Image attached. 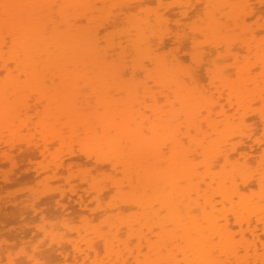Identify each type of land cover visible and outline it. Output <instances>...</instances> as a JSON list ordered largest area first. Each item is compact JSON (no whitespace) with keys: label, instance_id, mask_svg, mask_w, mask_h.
<instances>
[{"label":"bare ground","instance_id":"bare-ground-1","mask_svg":"<svg viewBox=\"0 0 264 264\" xmlns=\"http://www.w3.org/2000/svg\"><path fill=\"white\" fill-rule=\"evenodd\" d=\"M253 2L0 0V158H10L21 146L17 149L28 151L30 163L20 156L13 164L4 162L25 167L34 163L30 151L35 149L38 160L46 159L33 164L38 168L30 167L36 176L37 169L55 170L50 172L55 175L58 168L76 167L74 156L81 146L88 153L79 156L95 161L100 172L103 165L114 172L97 180L66 171L78 181L80 188L70 187L69 193L81 203L79 208L65 202L67 192H57L63 193L57 196L61 200L64 195L63 204L55 201V186L62 185L57 181L63 177L51 176L56 184L49 187V175L39 176L45 188L29 190L33 198L28 201L34 199L30 206L38 193L49 203L54 199L49 210H58L64 220L65 229L51 226L49 210L43 212L45 205L36 200L51 224L42 231L43 223H35L39 232L45 237L52 230L51 236L72 233L62 245L59 234L55 239L49 235L62 248L55 247L58 258L67 264H264V22L259 18L264 0ZM171 15L178 18L173 29ZM190 15L196 19H189L191 25ZM110 25L121 28L116 33L114 27L115 34ZM167 34L180 45L192 42L190 59L196 70L168 54L173 43L167 46ZM203 74L211 92L201 84ZM34 112L39 120L31 119ZM50 160L55 169L49 171ZM11 174L5 176L15 180ZM87 194L89 199L108 196L109 201L99 199L107 208L104 213L97 200L88 206ZM117 201L127 204L129 214ZM28 204L21 207L31 209ZM21 210L18 219L32 217ZM94 212L108 214L101 223L103 217L97 215L98 226L92 224ZM70 215L82 217L84 226L77 224L82 233ZM22 220L17 221H30ZM40 252L42 248L38 258ZM35 255L26 257L29 263L42 264Z\"/></svg>","mask_w":264,"mask_h":264},{"label":"rangeland","instance_id":"rangeland-1","mask_svg":"<svg viewBox=\"0 0 264 264\" xmlns=\"http://www.w3.org/2000/svg\"><path fill=\"white\" fill-rule=\"evenodd\" d=\"M252 2H253V0H251ZM156 5V4H155ZM252 6L253 7H255L256 6V4H255V2H253V4H252ZM261 6L262 5H260V7L259 8H261ZM262 10V12H260L261 14V16L259 17L261 20V22L263 23L264 21V19H263V14H264V7L261 9ZM176 12H178V11H176ZM191 13H192V11H191ZM172 16L174 17V18H172ZM194 15H190L189 16V18H187L188 19V22L187 21H183V24L184 23H188V24H190V21H189V19H191V20H193V19H195L194 17H193ZM171 20H170V22L172 23H170V25H169V27H171L172 29L174 28V26H173V23H175V22H173L175 19H178L176 16H174V15H171ZM186 19V20H187ZM196 20V19H195ZM250 23H251V21H249ZM187 23H186V25H187ZM191 23H193V21H191ZM191 25V24H190ZM188 26V25H187ZM111 25L109 26V28L111 29ZM115 27V31H116V33L117 32H119L118 30H119V28H121V26H114ZM114 27L112 28V29H114ZM118 28V29H117ZM103 29V28H102ZM107 29V28H106ZM111 29V32L113 31ZM261 30H262V28H261ZM264 30V29H263ZM102 30L100 29V32H101ZM108 31V30H107ZM115 31H113L112 33H115ZM104 32H105V30H104ZM103 33V32H102ZM101 33V34H102ZM107 33H109V32H106L105 33V35L107 34ZM115 33V34H116ZM190 32L188 31V34H189ZM261 33H263V31L262 32H260V34ZM100 34V36H102ZM260 34H259V38L260 39H263V35H261L260 36ZM104 35V36H105ZM108 35V34H107ZM106 35V36H107ZM109 35H110V33H109ZM112 35V34H111ZM114 35V34H113ZM168 36H167V38H166V36H165V41L167 42V46H169V45H171V43H173V45H171L169 48L167 47V52L169 51V55H171L170 53H173L172 55H174L175 54V56L176 57H178L179 58V60L180 61H182V63H184V65L187 67V68H190V69H193V70H196L195 69V66L192 64V61H191V59H190V52L189 51H191L192 52V50H193V45L191 46L190 44H192V42L190 43L189 41V43L187 44L186 42L181 46L180 45V43H176L174 40H172V37L170 38V35L169 34H167ZM171 36H172V34H171ZM170 40V42H169V40ZM168 40V41H167ZM174 41V42H173ZM169 42V43H168ZM179 45L181 46V47H179ZM171 48V49H170ZM180 48V49H179ZM171 50V52H170V50ZM166 50V49H165ZM208 51V50H207ZM118 52H121V50L119 49V51ZM209 52V51H208ZM210 57V56H209ZM129 71V70H128ZM201 72H204V69H202V71ZM129 73V72H128ZM198 73V72H197ZM131 74V73H130ZM129 74V75H130ZM143 79H145V77L142 75L141 76ZM129 78H130V76H129ZM128 78V79H129ZM201 84H202V86H203V88L206 90V91H208V92H211V89H212V86H211V84H210V80L208 79V78H206L205 77V75L203 74V78L201 79ZM33 97H31L30 99H32ZM32 101H34V100H32ZM32 101H29L30 103L32 102ZM28 102V104L30 105L29 107H33V106H31V104ZM165 102V101H164ZM33 104H35L34 102H32ZM30 108V109H31ZM33 109V108H32ZM30 111V110H29ZM31 112V111H30ZM229 113H230V110L228 111ZM232 113V112H231ZM21 114H23V113H21ZM31 115L33 116V118L31 117V119L33 120V119H36V120H39V119H37V117H35L36 115H35V112H34V114L33 113H31ZM252 117V116H251ZM255 117V116H254ZM254 117H252V118H254ZM31 120V121H32ZM35 120V121H36ZM252 120V119H251ZM254 120V119H253ZM37 122V121H36ZM33 123V122H32ZM35 124V123H34ZM258 130L259 129H261V127L259 128V126H258V128H257ZM262 130V129H261ZM261 130H259V132L261 131ZM26 131V135L28 134L27 133V130H25ZM30 132V131H29ZM39 132H40V130H39ZM31 133H33V132H30L29 133V135H31ZM261 133L262 132H260L259 134L261 135ZM77 146V145H76ZM73 146H71V149H73L72 148ZM74 147H75V145H74ZM80 147V151L78 152V155L76 154H73L74 153V151H76L75 149H74V151L73 150H70L71 152H72V154H73V156L75 157V163H77L76 164V167H72V169L71 170H68V169H65V167L64 168H58V169H56V176H58L59 178H57L56 179V177H54L55 175H53L54 173H55V168L51 165L52 164V161L50 160L49 161V164L51 165V166H49V167H51V168H49V171L50 170H54V172H51V173H53L52 175H51V173L50 172H48V173H46L45 171H43L42 172V170H38L37 169V171L39 172V175H38V177L39 176H44V178H46V176L47 175H49V181H50V185H49V187L50 186H53V185H55L56 184V182L55 181H53V182H55V184L52 182V180H54V179H56V180H61L62 178L61 177H63L65 180H66V178H69V179H71L70 181H69V183H68V181L66 180V182L67 183H65V181H64V179H62L61 181H57V183H61L62 185H58L57 186V184H56V186H55V190H56V188H59L58 189V191H56V194H58V195H56L55 197L57 198V200H56V198H55V201L57 202V201H59L60 199V193H66V196H64V195H62V197L63 198H68V199H66L65 200V202L67 201V204H71L72 202L73 203H75L74 204V206L76 207V205H78V208L79 207H82V205H81V203L80 202H78V201H74L75 199H76V197L74 196V195H70V193H69V189H70V187L72 188V187H75V186H77L78 188H80L79 187V184H78V181H76V180H74L75 178H73L72 176H70V175H66V174H68L69 173V171H71L73 174H76V175H78V173H79V175L81 176V177H87V179H89V176L90 177H92V178H97V176H99L100 178V180H104V178L106 177H104L103 175H104V173L105 174H107L108 175V173L109 174H111V175H114V174H112V173H114L113 171H110L109 170V168H107L108 166L107 165H103V166H101V168L102 167H105V169H103L104 171H102L101 170V172H100V167H98V164H96L95 163V161H89L87 158H85V156H83V155H85V152H87L88 153V151H86V150H83V151H85V152H82V148H81V146H79ZM4 148V147H3ZM17 148H22L21 146H19V147H17ZM17 148H15L14 149V152L12 153V152H10V154H11V157H12V159H11V157L9 158H7V157H5V158H3V161H2V159L0 158V162L2 163L3 162V164L5 165V163L6 162H8L9 160V162L10 163H12L11 161H13V159L15 158V157H17L18 159H20L21 160V158H23V160L25 159V161H24V163L26 162H28V161H26V155L27 156H30L27 152V150L25 149V148H23V149H21L20 151H23V152H20ZM75 148H78V147H75ZM5 149V148H4ZM49 149H50V151L49 152H51L52 153V151H51V149L52 148H50L49 147ZM18 150V151H17ZM26 152H25V151ZM34 151H35V149H33ZM33 150L32 151H30V152H32L31 154H33V155H31V157H30V159L32 160L33 158H35V161H34V163H31L30 165L28 164L27 166L26 165H24L25 167H23L22 165L21 166H19L18 168H13V167H17V164L14 166V165H12L13 163H14V161H13V163L12 164H6V165H8L9 167H11V168H9L8 166L6 167V165H5V169L4 170H2L4 167V165L2 164V165H0L1 167V173H0V200L2 201H0V208H1V213L3 212V210H5L4 212H5V214H8V217L6 216L5 217V214H1L0 213V254H1V256H0V260H4L3 262L4 263H6V264H17V262H18V264H22V263H24V264H31V263H29V260H28V258H26V257H31V256H34L35 254L36 255H38L37 253H38V251H41V248H42V252H40L41 253V257L42 258H40V256H39V262L40 263H42V264H58V263H60V264H65L64 262H66V260L64 261V258H63V260L62 259H60V258H58L56 255V253L58 252V250L55 248V247H58L59 249L61 248V247H59V246H56L57 244H53V240H51V239H48V237H49V235H50V238H53V239H55L54 237H56V235H58V237H56V238H58V239H60V240H58V239H56V240H58V242L61 244V242H62V240H64V238L67 240V238L69 237V236H64L63 234H61L60 235V233H58V234H56L55 236L53 235V236H51V234H53V230L52 229H54L55 230V228H53V227H50V228H52V229H49L48 228V231L49 230H52L51 231V234L49 233V234H47L48 236H46L45 237V235L43 234L44 232H42V231H44V229H42L43 227L46 229L47 227H49L48 225H51V224H48L49 222H47L48 220H47V218L48 219H50L51 221H52V225L51 226H56V228L58 229V228H64V227H61L62 225H63V222H64V220H62V219H60L59 217L60 216H58L59 214H58V212H56V211H58V210H56V209H53V207H55V206H53V204L55 203L53 200L54 199H51V201H50V203H49V201H48V199L46 198V200L45 199H42L43 197L42 196H40V194L38 195V194H36L37 195V199H35V201L36 200H38V201H40L41 203H43V204H41V207H42V205H45V207L43 206V208H45L44 209V211L43 212H45V210H46V212L49 210V207H51V206H53L52 208H50V210H49V212L48 213H46V216H47V218L44 216V215H41L43 212H42V210L40 209V211L38 210V208H41L40 207V205H39V203L37 204V205H34L36 202L34 201L33 202V205L36 207H34L33 205H31L30 206V204H28V203H31L32 204V201L34 200H32V201H28V199L30 198L31 199V197H32V195H30L29 197H28V195H29V190H30V192H34V190L35 189H40L42 186L40 185V178L41 177H37L36 176V169L35 170H33L34 169V167L36 168H38V165L37 166H34V165H36V163L37 162H41V160L44 162L45 160L44 159H42L41 158V156H40V159L38 160V157H39V153L37 154V152H36V155H35V153L33 152ZM79 150V149H78ZM77 150V151H78ZM1 151V150H0ZM3 151V150H2ZM9 151V150H8ZM7 151V152H8ZM11 151V150H10ZM16 151V152H15ZM25 152V153H24ZM3 152H0V155L2 154ZM14 153H16V154H14ZM18 153V154H17ZM80 153H83V155L81 156H79V154ZM20 154H22V155H20ZM18 155V156H17ZM24 155V156H23ZM37 155H38V157H37ZM21 158H20V157ZM16 158V159H17ZM4 160L6 161V162H4ZM8 160V161H7ZM15 160V159H14ZM22 160V161H23ZM28 160V159H27ZM38 160V161H37ZM16 162H18V160H15ZM21 161V162H22ZM33 161V160H32ZM20 162V161H19ZM21 162L19 163V164H21ZM39 162V164H42V163H40ZM23 163V162H22ZM25 163V164H26ZM28 163H30V162H28ZM46 163V162H45ZM34 164V165H33ZM44 164V163H43ZM12 165V166H11ZM34 166V167H33ZM26 167H28V168H26ZM33 168V169H31V168ZM40 167V166H39ZM46 167V164L44 165V166H42L41 167V169H43V168H45ZM29 168L31 169L30 171L31 172H29V171H27L26 169H28L29 170ZM26 170L24 173V175H22L23 173L21 172V171H23V170ZM40 169V168H39ZM43 170H45V169H43ZM13 171V172H12ZM15 171V172H14ZM66 171H68V173L66 172ZM5 172V173H4ZM36 172V173H35ZM97 172H99V173H97ZM10 173H12L11 175H10V177L11 176H13V174L16 176V177H14L15 178V180L13 179H11L10 180V178H9V176H7V175H9ZM19 175H18V174ZM22 173V174H21ZM40 173H42V175L40 174ZM5 174H7L6 176L8 177V179H6L5 177ZM17 174V175H16ZM29 174V175H28ZM38 174V173H37ZM71 174V173H70ZM100 174V175H99ZM102 174V175H101ZM2 175H3V177L5 178H2ZM34 175V176H33ZM76 176V177H79L80 178V176ZM89 175V176H88ZM21 176V177H20ZM24 176V177H23ZM28 176V177H27ZM51 176H53V179L51 180L50 178H51ZM109 176V175H108ZM19 177V178H18ZM32 177H34V178H32ZM74 177H75V175H74ZM12 178V177H11ZM27 178V179H26ZM39 180H38V179ZM43 178V177H42ZM16 179H17V181H16ZM21 179V180H20ZM24 179H26V180H24ZM32 179V180H31ZM98 178H97V180H99ZM12 181V182H10V181ZM43 180V181H42ZM41 181H42V183L44 184L45 182V179H42ZM7 181V182H6ZM14 181V182H13ZM16 182V183H15ZM51 182L53 183V185L51 184ZM64 182V183H63ZM77 182V183H76ZM70 183H73L72 185L70 184ZM103 183H105V184H108V181L106 180V181H104ZM15 184V185H14ZM67 184H68V187H66L67 186ZM40 185V186H39ZM45 185V184H44ZM63 185L65 186L64 188H63V190H60V186H62L63 187ZM104 185V184H103ZM105 186H107V185H105ZM38 187V188H37ZM45 188V186L44 187H42L41 189L43 190ZM50 190L52 189V188H49ZM53 189H54V187H53ZM81 189H82V187H81ZM108 189V188H107ZM110 189V188H109ZM253 189H254V187H253ZM65 190V191H64ZM36 191H38V190H36ZM59 191H62V192H60V193H57V192H59ZM54 193H55V191H54ZM62 193V194H63ZM64 193V194H65ZM79 193H81L82 194V192L80 191H78V194ZM28 194V195H27ZM31 194V193H30ZM35 194V193H34ZM43 194V193H42ZM90 194V193H89ZM89 194H87V198H85L84 196H83V198H85L84 199V201L86 202H90L89 203V205L88 206H94V204H95V202L94 201H96L97 200V203L99 202V204H101V206H103L105 203L102 201H100L101 199H102V197L104 196H100L101 197V199L100 198H98L97 199V196H96V198H90L89 199ZM107 194V193H106ZM109 194V193H108ZM52 195H53V193H52ZM91 196H92V194H90ZM34 196V195H33ZM54 196V195H53ZM57 196H59V198L57 197ZM69 196L71 197V196H73V201L72 200H70V198H69ZM61 197V200L63 199ZM94 197H95V195H94ZM104 197H105V200H104ZM103 197V200L104 201H107L108 200V196H104ZM113 197V193H110V201L109 202H111L112 203V199L114 198H112ZM13 198V199H12ZM33 198V197H32ZM35 198V197H34ZM53 198V197H52ZM72 198V197H71ZM112 198V199H111ZM29 199V200H30ZM90 201H89V200ZM100 199V200H99ZM107 199V200H106ZM16 200V201H15ZM60 200V201H61ZM64 200V199H63ZM62 200V201H63ZM68 200H70V201H68ZM116 200V199H115ZM4 201H7V204L9 203V205H6V206H3L4 205ZM28 201V202H27ZM44 201H46V202H44ZM59 201V202H60ZM61 201V203L63 204V202ZM94 202V204H93V202ZM4 202V203H3ZM12 202V203H11ZM54 202V203H53ZM69 202H71V203H69ZM86 202V203H87ZM116 202V201H115ZM115 202H114V204H115ZM28 204L29 205V208H31V209H24V208H22L21 207V204L23 205V204ZM73 203H72V205H73ZM117 203H119L120 205H117V207H121V209H122V211L123 212H125V213H128L129 212V210H128V206H127V208H126V205L127 204H125V203H120L119 201H117ZM65 204V206H69V205H67L66 203H64ZM46 205H47V207H46ZM55 205V204H54ZM96 205V204H95ZM7 206H8V208H7ZM27 206V205H26ZM105 206V205H104ZM37 210V212L36 213H40V212H42V213H40L39 215H35L34 213V211L32 210V209H34V208ZM38 207V208H37ZM3 208V209H2ZM22 210H21V209ZM47 208V209H46ZM92 208V207H91ZM34 209V210H35ZM53 209V210H52ZM81 210H82V208H80ZM93 209V208H92ZM105 209H107L106 208V206L103 208H101L100 210H101V212L102 213H104V210ZM19 210H21V214H22V212H24V210H26L27 211V214L25 213V214H22V215H28V213H30L31 214V216L32 217H30V216H27V217H29V218H27V217H25V219L27 218V219H29V220H24V218L22 217V216H20L21 218V220L23 219L24 220V223H26L27 221H29V223L27 224H22V222H18L17 220H19L20 221V219H18L19 218ZM79 210V209H78ZM127 210H128V212H127ZM97 211V210H96ZM99 211V210H98ZM113 211V210H112ZM112 211H110L109 213L110 214H113L115 211H117V210H115L113 213H111ZM101 212H98L99 214H97L98 216L100 215V217H101V215L102 214H100ZM130 212H131V210H130ZM49 213H51V214H49ZM116 213V212H115ZM114 213V214H115ZM20 214V215H21ZM34 215V217H33V215ZM45 214V213H44ZM92 214V213H91ZM93 214H95V216H92V220L94 221V223H92L93 225L95 224V226H98V225H96V224H98V223H101L103 220H104V217L106 218V216L108 215H102V217H103V219L102 220H99L100 222H96V220H98L99 218H97L98 216L96 215V212H94ZM92 214V215H93ZM129 214V213H128ZM89 216H90V213L88 214ZM89 216H87L88 217V219H90L89 218ZM39 217V218H38ZM49 217H51V218H49ZM54 217L56 218V219H54ZM74 215H70L69 216V219H70V221L71 220H73V219H77L76 221H77V223H75L76 221L74 220V225H75V228H81V224L80 223H82V222H80V221H82L81 220V218H79L78 219V216L76 215L74 218ZM58 218V219H57ZM68 218V217H67ZM66 218V220L67 221H69V219H67ZM72 218V219H71ZM94 218V219H93ZM17 219V220H16ZM38 219H40V220H38ZM59 219L61 220V222L59 221ZM22 220V221H23ZM35 220H36V222H35ZM49 220V221H50ZM80 220V221H79ZM91 220V219H90ZM89 220V221H90ZM26 221V222H25ZM32 221H33V225H31L32 224ZM39 221V222H38ZM63 221V222H62ZM78 221L80 222L79 224V226L77 225L78 224ZM31 222V223H30ZM40 222H41V224L43 223V225H40V228L42 229V231H40L39 232V230L37 229L39 226H37L36 227V224L35 223H37V225L38 224H40ZM73 222V221H72ZM71 222V223H72ZM96 222V223H95ZM51 223V222H50ZM65 223H67V222H65ZM71 223H69L68 224V226L71 224ZM90 223H91V221H90ZM35 224V225H34ZM45 224V225H44ZM73 224V223H72ZM83 224V223H82ZM24 225V226H23ZM26 225V226H25ZM27 225H31V226H29V227H31V230H30V228L27 226ZM74 225H72L73 227H74ZM20 226H22V227H20ZM34 226V227H33ZM77 226V227H76ZM83 226H84V224H83ZM82 226V227H83ZM71 227V226H70ZM72 228V227H71ZM71 228H69L68 230H70L69 232H71ZM78 228V229H79ZM65 229V228H64ZM60 230H62V233H63V229H60ZM74 230V229H73ZM83 231V229H79V231L82 233V231ZM28 231V232H27ZM46 231V230H45ZM65 231V230H64ZM30 232V233H29ZM50 232V231H49ZM55 233H56V231H54ZM60 232V231H59ZM66 232V231H65ZM73 232H75V231H73ZM46 233V232H45ZM68 235H70V237H71V234L70 233H67ZM75 236H77L76 235V233H73ZM74 236V237H75ZM69 237V238H70ZM73 237V236H72ZM247 237H249L248 235H247ZM79 240H80V237H79ZM79 240L77 241V240H75V241H77V242H79ZM65 243H67L66 241H64ZM64 244V243H63ZM59 245V244H58ZM62 245V244H61ZM65 246H66V244H64ZM62 246L63 248L65 247V246ZM79 245H80V247H81V249L83 248V246H84V244L81 242V243H79ZM100 246V245H99ZM99 246L97 245V248H99ZM37 247H40L39 249H38V251H37ZM67 247V246H66ZM65 247V248H66ZM85 247V246H84ZM67 248H69L70 250H71V245L68 243V247ZM55 249H56V251H55ZM62 249V248H61ZM60 249V250H61ZM85 249V248H84ZM101 250V251H100ZM100 254H102L103 253V249L102 248H100ZM98 251V252H99ZM24 253L25 254H27L26 256H18V255H20V254H23L24 255ZM45 253L46 254H48L47 256L48 257H46V258H44L43 256L45 255ZM59 253V252H58ZM55 254V255H54ZM40 255V254H39ZM43 255V256H42ZM49 255H51L52 257H51V259L49 260ZM10 256H12L13 257V260H12V262H9V261H11L10 259H8V258H11ZM54 256H56V257H54ZM101 256V255H100ZM53 257H54V260H53ZM16 258V260H18L17 262L14 260ZM12 259V258H11ZM41 259V260H40ZM53 260V261H52ZM59 260V262H56V261H58ZM1 261V262H2ZM69 261H71V260H69ZM16 262V263H15ZM56 262V263H55ZM80 262V261H79ZM87 264H89L88 262H86ZM3 264V263H2ZM66 264H67V262H66Z\"/></svg>","mask_w":264,"mask_h":264}]
</instances>
